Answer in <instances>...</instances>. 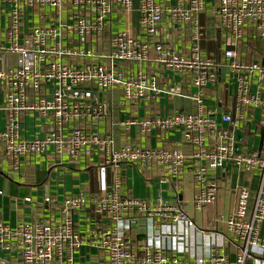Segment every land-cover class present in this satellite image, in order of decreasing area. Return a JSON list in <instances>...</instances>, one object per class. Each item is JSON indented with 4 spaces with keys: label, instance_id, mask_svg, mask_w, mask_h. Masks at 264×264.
<instances>
[{
    "label": "built area",
    "instance_id": "built-area-1",
    "mask_svg": "<svg viewBox=\"0 0 264 264\" xmlns=\"http://www.w3.org/2000/svg\"><path fill=\"white\" fill-rule=\"evenodd\" d=\"M134 1L0 0V152L14 170L23 159L49 149L72 158L93 150L102 166L160 168L168 177L181 174L190 162L192 208L200 214L216 200L217 171L231 166L242 182L233 210L216 220L224 232L198 228L182 200L122 196L115 176L111 190L91 200L93 213L106 223L95 238H82L73 220L86 205L80 195L64 200L57 222L11 228L0 218V250L16 252L21 264H75L77 251L86 244L107 264H264V142L251 150L237 145L238 133L250 120L264 131V0H136V31L128 23L113 32L108 25L112 15H131ZM207 14L223 35L220 51L211 56L203 46ZM167 31L189 32L187 48L177 51ZM142 63L180 76L196 92L166 91L154 73H131ZM223 70L234 89L229 111L218 120L204 98ZM114 90L130 108L140 103L151 108L149 115L120 125L146 136L177 132L190 154L180 146L115 148L111 134L94 128L107 116ZM163 93L190 99L196 111L160 115L157 103ZM30 114L44 122L41 136L22 133ZM182 250L192 258L181 260Z\"/></svg>",
    "mask_w": 264,
    "mask_h": 264
},
{
    "label": "crops",
    "instance_id": "crops-1",
    "mask_svg": "<svg viewBox=\"0 0 264 264\" xmlns=\"http://www.w3.org/2000/svg\"><path fill=\"white\" fill-rule=\"evenodd\" d=\"M137 6L135 0L134 11L129 16L122 13L112 15L108 25L111 26L113 32L122 30L127 27L128 23L132 26L129 29L136 31ZM39 19V16H36L35 23H39ZM204 21L207 32L203 45L204 54L211 56L220 51L223 35L216 31L211 16L205 15ZM188 33L167 31L166 35L177 51H184L189 43ZM107 35H109L108 31L104 37L105 41H107ZM138 70L154 73L160 79L162 89L166 91L179 88L186 94L196 92V88L182 81L180 76L159 71L155 65L142 63L130 69L133 74ZM233 89V85H229L226 71L223 70L218 85L207 90L204 106L216 111V119L219 120L222 114L229 111ZM109 100L111 106L107 116L99 125H94V128L97 127L100 133L111 134L115 148L118 149L125 144L143 148L180 146L186 156L190 154V148L180 144V136L177 132H170L164 136L158 131H152L146 136L135 127L125 128L120 125L128 119H134L131 117L140 119L149 115L151 108H148L146 104L140 103L130 108L122 104L120 92L116 90L109 93ZM1 101L2 95L0 94V103ZM157 106L162 116L173 111L186 113L196 111V106L190 99L166 93L158 98ZM43 125L42 120L30 114L25 117L22 133L27 138L41 136ZM3 127L4 121L0 116V129ZM261 142H264V131L255 129L251 120L243 131L238 133L237 145L240 148L258 149ZM10 164V161L0 152V218L3 223L14 228L19 224L32 221L57 222L61 218V207L64 200L68 197L82 195L86 200V205L80 212L73 214V220L80 236L84 239H88V236L95 238L98 230L106 226V223L93 213L91 200L107 194L112 188L115 176L120 179L122 196L152 200L158 195L169 201L182 200L185 212L198 228L210 232L218 230L221 233L224 232V227L221 223H216V220L233 210L236 187L242 182V175L235 168L227 166L218 170L216 174L220 188L216 200L205 213L200 214L192 208L193 180L189 171L190 162L186 163L181 174L169 177L160 168L145 170L135 164H121L118 167L102 166L98 154L93 150L81 152L72 158L66 153L56 156L53 150L49 149L43 156L23 159L18 170L12 169ZM255 185L256 183L253 182L252 189ZM46 197L50 199L49 202L44 201ZM133 234L131 233L132 238L135 239V234ZM260 234L264 237V224L261 226ZM185 243L188 246L190 241L187 240ZM182 251L178 254L181 260L188 261L192 258L190 251ZM196 255H200L199 250H196ZM250 262L248 261V264H251ZM0 264H21L20 257L16 252L0 250ZM75 264H107V261L95 248L86 244L77 251Z\"/></svg>",
    "mask_w": 264,
    "mask_h": 264
},
{
    "label": "water",
    "instance_id": "water-1",
    "mask_svg": "<svg viewBox=\"0 0 264 264\" xmlns=\"http://www.w3.org/2000/svg\"><path fill=\"white\" fill-rule=\"evenodd\" d=\"M262 143V142H261ZM261 143H260V145H261ZM231 259L233 260V258L231 257Z\"/></svg>",
    "mask_w": 264,
    "mask_h": 264
}]
</instances>
